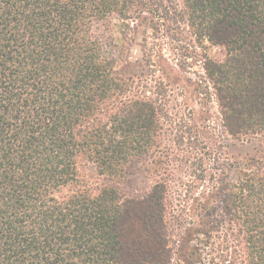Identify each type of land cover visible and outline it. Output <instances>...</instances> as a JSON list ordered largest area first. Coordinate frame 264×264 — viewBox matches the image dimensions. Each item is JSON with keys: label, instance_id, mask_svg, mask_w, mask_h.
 I'll return each mask as SVG.
<instances>
[{"label": "trees", "instance_id": "16d2710c", "mask_svg": "<svg viewBox=\"0 0 264 264\" xmlns=\"http://www.w3.org/2000/svg\"><path fill=\"white\" fill-rule=\"evenodd\" d=\"M0 264H264V0H0Z\"/></svg>", "mask_w": 264, "mask_h": 264}, {"label": "rangeland", "instance_id": "374dc122", "mask_svg": "<svg viewBox=\"0 0 264 264\" xmlns=\"http://www.w3.org/2000/svg\"><path fill=\"white\" fill-rule=\"evenodd\" d=\"M116 24H117V18L116 17L110 18L109 20H107L105 22L104 25L101 24L100 28L97 29V31H98L97 33L100 35V37H102V40L106 45L112 46L113 44H115V47L113 46L114 48L111 47V49L115 53H119V50H122L123 42H121V41L117 42L119 44H116L114 42V38L117 39L120 36V32L116 28ZM142 37H143V33L141 31L136 32V34H134L133 42H131V45L128 46V51H127V48L125 50V55L129 54V57H130L129 61H131L133 63H134L135 59L142 57V47H143L142 46L143 45ZM164 49H166L165 53L169 59H173L175 61L181 60L183 65L186 66V68L188 70H192L193 67L197 66L196 65L197 61L195 59H192V57L185 58L183 56H181V58H180V56L178 54L176 55L174 53V50L172 49L171 46L169 47L168 45L165 44ZM126 51H127V53H126ZM208 53L211 56H214L218 59H222L225 56V50L221 46H214V47L209 48ZM210 107L212 108L213 111L217 112V106L214 102L210 103ZM86 171L91 172V173L94 172L93 170L89 169L88 167L86 168ZM148 186H149V182L147 180L138 182L139 190H143V189L147 188ZM125 188H126V190H131L129 187H126V186H125Z\"/></svg>", "mask_w": 264, "mask_h": 264}]
</instances>
